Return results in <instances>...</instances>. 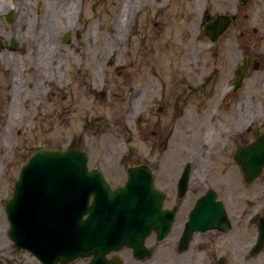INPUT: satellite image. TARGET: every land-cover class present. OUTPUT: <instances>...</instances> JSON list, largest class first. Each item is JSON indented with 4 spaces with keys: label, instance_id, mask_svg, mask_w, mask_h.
<instances>
[{
    "label": "flooded vegetation",
    "instance_id": "1",
    "mask_svg": "<svg viewBox=\"0 0 264 264\" xmlns=\"http://www.w3.org/2000/svg\"><path fill=\"white\" fill-rule=\"evenodd\" d=\"M57 1L0 0L2 117H14L25 103L23 85L45 75L47 32L67 57L80 39L87 45L55 67L54 79L71 86L76 104L60 106L70 141L38 145L15 167L0 264H264V169L242 167L264 165V0ZM78 84L91 86L88 96ZM42 149L82 151L112 191L136 169L173 217L167 236L152 231L143 245L67 263L18 249L7 204L28 158ZM62 177L26 175L28 208L60 211L58 195L75 187Z\"/></svg>",
    "mask_w": 264,
    "mask_h": 264
},
{
    "label": "water",
    "instance_id": "2",
    "mask_svg": "<svg viewBox=\"0 0 264 264\" xmlns=\"http://www.w3.org/2000/svg\"><path fill=\"white\" fill-rule=\"evenodd\" d=\"M242 167L246 173L256 174L264 169V165ZM55 174L63 175L58 182L75 184L73 194L68 185V192L58 195L54 205L60 211L28 208L24 195L26 175ZM137 178V170H131L125 187L112 191L99 171L88 170L87 155L82 151L39 150L24 166L7 204L9 236L18 249L29 250L51 263L143 245L153 230L165 237L173 217L162 211L163 196L153 189L152 182ZM31 205L38 209L45 206L39 202Z\"/></svg>",
    "mask_w": 264,
    "mask_h": 264
},
{
    "label": "rangeland",
    "instance_id": "3",
    "mask_svg": "<svg viewBox=\"0 0 264 264\" xmlns=\"http://www.w3.org/2000/svg\"><path fill=\"white\" fill-rule=\"evenodd\" d=\"M56 7L57 5H55V8ZM50 8L51 6H49L47 10L49 11ZM44 38L45 45L41 49L42 55H40V62L44 66V71L46 73L41 79L34 81L33 85L29 87L23 85V89L27 90L24 103L25 107L21 106V101H19L18 107L14 112V118L20 126L17 130L9 131L4 134L5 122L11 116L8 117L5 115V117H2L0 115V221H2L1 214L5 219V224L3 226L0 222V231L7 228L4 204L12 192V179L18 172H14L17 162L38 145L54 147L60 142L66 145L71 139V132L64 130L65 127H61L62 122L60 119L64 116L60 112V106L73 105L71 101L72 93L70 92L71 86L68 87L66 81L61 82L59 79L57 80V78L54 79V75H57L55 67H57L59 60L68 64L66 60L71 57L74 58L73 51L70 49H74L77 55L81 56L87 45H83V40L80 39L77 44H73V46L69 48V54H67L69 57H67L60 53L62 49H59L61 45L58 38H54L52 35L50 36L49 32H47ZM26 63L27 62L21 63L22 67H24V64L26 66ZM31 64L34 66L33 63ZM37 72L38 71L35 69L31 71L32 74ZM64 74L65 73L60 72L59 77L63 79ZM78 74L79 73H77V76L79 78L84 77V75ZM78 85L79 90H85L86 96H88L91 86L87 84ZM99 89H101V87ZM61 94H66L68 96L65 101H60ZM75 106L76 104L73 105V107ZM68 110V117L73 119L71 107ZM17 131L19 132L17 133ZM65 136H67V139H64ZM7 146L8 148H6ZM10 147H14L15 151H12ZM32 155L28 158V161Z\"/></svg>",
    "mask_w": 264,
    "mask_h": 264
},
{
    "label": "bare ground",
    "instance_id": "4",
    "mask_svg": "<svg viewBox=\"0 0 264 264\" xmlns=\"http://www.w3.org/2000/svg\"><path fill=\"white\" fill-rule=\"evenodd\" d=\"M16 122H17V120H15L14 117H11L9 120H7V122H6V125H7L6 130L4 129V131H3L4 134L6 132H9V131H14V129L16 127ZM6 148H8V146ZM10 148H12V147H10Z\"/></svg>",
    "mask_w": 264,
    "mask_h": 264
}]
</instances>
